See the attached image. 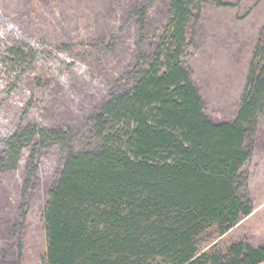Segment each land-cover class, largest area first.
<instances>
[{
    "label": "rangeland",
    "instance_id": "374dc122",
    "mask_svg": "<svg viewBox=\"0 0 264 264\" xmlns=\"http://www.w3.org/2000/svg\"><path fill=\"white\" fill-rule=\"evenodd\" d=\"M171 16L170 0H0V264H44V212L69 155L102 146L96 114L132 84ZM192 26L184 57L205 113L235 121L264 0H202ZM14 135L23 138L10 151ZM246 148L242 191L254 210L223 235L210 231L206 248L264 244V110Z\"/></svg>",
    "mask_w": 264,
    "mask_h": 264
},
{
    "label": "trees",
    "instance_id": "16d2710c",
    "mask_svg": "<svg viewBox=\"0 0 264 264\" xmlns=\"http://www.w3.org/2000/svg\"><path fill=\"white\" fill-rule=\"evenodd\" d=\"M201 3L170 0L158 47L94 118L102 146L69 155L44 212V264H264V244L203 246L210 231L223 235L254 210L242 170L264 110V35L237 119L212 121L184 57Z\"/></svg>",
    "mask_w": 264,
    "mask_h": 264
}]
</instances>
